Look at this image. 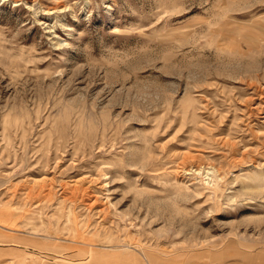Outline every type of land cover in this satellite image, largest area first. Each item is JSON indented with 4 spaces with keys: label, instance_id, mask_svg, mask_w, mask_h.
Here are the masks:
<instances>
[{
    "label": "rangeland",
    "instance_id": "374dc122",
    "mask_svg": "<svg viewBox=\"0 0 264 264\" xmlns=\"http://www.w3.org/2000/svg\"><path fill=\"white\" fill-rule=\"evenodd\" d=\"M0 264H264V0H0Z\"/></svg>",
    "mask_w": 264,
    "mask_h": 264
}]
</instances>
